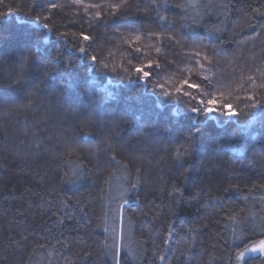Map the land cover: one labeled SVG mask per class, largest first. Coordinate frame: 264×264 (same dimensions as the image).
<instances>
[{
  "label": "trees",
  "instance_id": "16d2710c",
  "mask_svg": "<svg viewBox=\"0 0 264 264\" xmlns=\"http://www.w3.org/2000/svg\"><path fill=\"white\" fill-rule=\"evenodd\" d=\"M115 3L0 0V264H112L103 245L113 226L138 254L125 255L130 264H235L232 230L264 220V15L252 12L264 0H128L111 16ZM248 16L253 27H238ZM183 80L200 87L177 93ZM213 98L238 115L207 114ZM66 144L77 153L63 155ZM73 171L80 178L63 183Z\"/></svg>",
  "mask_w": 264,
  "mask_h": 264
},
{
  "label": "snow or ice",
  "instance_id": "6c2138e0",
  "mask_svg": "<svg viewBox=\"0 0 264 264\" xmlns=\"http://www.w3.org/2000/svg\"><path fill=\"white\" fill-rule=\"evenodd\" d=\"M76 3H83V0H75ZM168 2L169 0H153V4L155 6L156 9H159L161 6L163 7H167L168 6ZM177 7L179 8H184L183 4H176ZM61 5H58L56 3H53L51 5V9L55 10L58 8H61ZM89 7H99V5H89ZM112 11L110 12L111 16H117L119 14H121V10L128 7V0H123V3H115L110 5ZM222 7L226 10L228 5L224 4L222 5ZM30 10V8L28 9ZM87 11V9H85ZM11 11H13L12 9H9V14L11 13ZM252 12L254 14H259V15H264V8H255L252 10ZM101 13L97 12L95 14V18L96 19H100L101 18ZM160 15V19L162 21H167V17H165L163 14H159ZM196 21H193V23H195ZM254 25V20L251 16L245 17L242 21L239 22L238 27L241 28H246V27H253ZM45 27L49 28V24L45 23L44 24ZM190 26V25H189ZM222 28L221 26L218 25H212L211 28H209V32L210 33H214V32H219L221 31ZM61 35H67V33H61ZM73 35H77L76 33H73ZM81 36V38L84 41H88L91 42L92 41V37L90 35H86L83 32H81L79 34ZM141 39L140 36H136L135 40L133 41V43L138 42ZM169 40L174 39L173 37H168ZM177 43H179V41H177ZM81 52L85 51L84 47H79L78 49ZM136 51H140L139 48L136 49ZM160 49L157 48V52H159ZM91 59L93 61H97L98 57L96 56H92ZM204 59H209L208 57H205ZM27 62V58H25V63ZM159 65V61H149L147 67L149 69L154 68L156 66ZM105 67H107V65H104ZM200 67L203 68L204 65L201 63ZM25 71V65H21L20 69H19V73H20V78L23 77ZM113 71H115V69H113ZM136 72L138 74H140V77L144 80H147L150 76L151 73L149 71H146L144 68H137ZM205 79L207 80L208 78L205 77ZM187 86L193 89H199L200 85L199 84H191L189 83L188 80H183L180 83V86L176 88V92L180 93L182 92L183 88ZM156 87H160L161 89H163V85H157ZM262 88H264V85H261ZM167 95H171V93H166ZM249 99H254V97H249ZM202 104H205V107L203 108V110L207 111L208 113H212L213 111H218L220 108H223V114L228 116V117H232L235 115H238V113L234 110V105L229 104V103H223V104H218L217 99L213 98L210 99L208 101H202ZM255 105H250V107H254ZM193 112H200L201 109L194 107L192 108ZM92 124V118L89 117L86 120L81 121V127L83 128L84 132L86 133H90L92 132V127L90 126ZM191 140V137H189V141ZM104 141L105 142H109V138L107 136L104 137ZM65 153H63V155L65 156H71L74 153H77V149L78 146L77 145H73V144H66L65 145ZM112 159H115V157H112ZM177 159L181 160L183 159V157L178 153L177 155ZM137 173H141L140 168L136 169ZM81 176V173H79L78 171H73L71 174H66L65 178L63 180V183L66 184H71V183H75ZM142 179V174L140 176L137 177V181L136 182H131L130 183V189H125V193L132 191L135 192L136 189L138 188V184L140 182V180ZM262 187H264V185H262ZM230 188H236L239 190V185H229L228 187L223 188V191H227ZM50 191H53L52 189H49ZM174 191L175 193H180L182 194V189L179 186H174ZM54 199L59 200V203L61 205H63L64 207H68L70 205L71 202V198H61L58 194L54 193ZM193 199H199V196H194ZM205 199H211V200H221V195H211L209 194L208 197H206ZM128 200L125 199L124 200V204H127ZM75 205L79 206L80 209L83 211L84 210V206L82 205L81 201L79 199H77L75 201ZM202 207L207 208L208 205L202 204ZM117 211V218L119 217V209L116 210ZM174 211V209H173ZM55 214V213H54ZM68 218H72L69 214H65ZM237 218V216L234 215H230L229 219L235 220ZM171 227V226H170ZM106 231H110V239H111V243H108V239H106L104 241V255L110 257L112 264H130V261H126L125 260V255H129L132 259H137L138 258V254L134 253L131 248H129L128 252L125 253V251L123 250V245L121 244V237L119 235V229L118 227L113 226L111 229H106ZM196 230L195 229H189V233H194ZM259 234L264 236V220H261L259 223H249L246 220H241V226L239 231H237L236 229L232 230L231 233V237H232V242L236 245L237 249H241L239 251H236L235 253V259L236 261L240 262L241 259V253H256V252H262L264 253V239H260L259 241H253L251 244L249 243V240L251 239V236L254 234ZM169 235H171V232L169 233ZM192 239L195 240L196 237L192 236ZM242 245H247V247H242ZM87 255H91V253L86 252L85 256ZM160 259H164V257H160ZM229 259L231 260V255H229Z\"/></svg>",
  "mask_w": 264,
  "mask_h": 264
},
{
  "label": "rangeland",
  "instance_id": "374dc122",
  "mask_svg": "<svg viewBox=\"0 0 264 264\" xmlns=\"http://www.w3.org/2000/svg\"><path fill=\"white\" fill-rule=\"evenodd\" d=\"M259 255H264V253L262 252H256V253H241V259H240V262L239 264H243L244 261L248 258H251V257H256V256H259ZM235 264H238V262L235 260Z\"/></svg>",
  "mask_w": 264,
  "mask_h": 264
}]
</instances>
